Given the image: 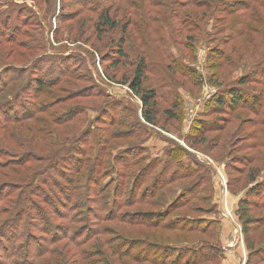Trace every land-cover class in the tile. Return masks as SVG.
<instances>
[{
	"label": "rangeland",
	"instance_id": "rangeland-1",
	"mask_svg": "<svg viewBox=\"0 0 264 264\" xmlns=\"http://www.w3.org/2000/svg\"><path fill=\"white\" fill-rule=\"evenodd\" d=\"M212 1L215 2L0 0V39L10 40L18 35V41L25 44L22 48L7 43L0 46V163H8L7 166L13 163L9 168L0 164V199H4L0 202L1 229L3 223L8 225L14 219L10 215L14 216L11 204L16 201L15 197L22 191H31L29 187L21 190L20 185L10 184L18 182L15 174L29 177V170L38 172L50 165L53 155L61 152L66 144L70 151L86 147L88 160L100 166L90 172L87 185L91 187L94 180L98 185L92 186L91 191H97L100 185L103 190L110 187L105 190L103 201L95 203L90 199L85 203L91 218L88 222H74L73 214L63 211L54 214L62 207L64 195L70 192L67 178L75 176L59 163L60 191L55 186L52 191L46 188L38 196L34 191L33 205L26 206L32 205L29 210L32 215H19V225L28 228V240L41 243L44 246L41 253L50 252L36 259L35 264H79L80 250L67 241H55L67 233L72 236L79 230L82 233L89 227L95 229L100 221L95 219L96 215L102 216V203L106 204V212L112 211L118 216L116 220L98 224L109 233L98 235L84 249L91 254V262L141 264L135 261L141 250L122 245L143 239L140 229L118 220L125 219L122 215L131 218L137 210L146 209L140 206L117 208V192L121 193L119 200H123L127 193L134 191L141 168L152 159H161L157 170L161 173L163 161L167 160L166 150L173 145L193 153L197 162L208 169L215 206L210 198H205L211 191H193L186 206L167 218L165 211L174 201L182 204L188 198L186 195L178 199L188 184L180 181L159 191L152 200V209L164 211L166 223L175 217L179 225L196 226L200 232L207 227L210 235L219 229H214L213 224L210 227L213 220H209L215 216L221 222L220 237L222 230L224 235H229L227 248L237 254L236 264H247L251 253L243 232V227L247 226L248 240L259 255L250 264H264V161L260 158L264 156V0ZM122 39L127 57L121 60L120 66L113 67L115 59L111 57ZM141 59L146 66L142 92L154 91L156 95L153 101L157 114L153 125L143 119L141 98L130 90ZM14 73L21 76L20 81L12 79ZM38 78L44 79L46 91H33ZM51 79L53 82H48ZM231 90L246 95L248 104L210 114L207 123L215 126L210 133L194 139L193 135L198 133L196 126L210 103ZM8 99L10 101L6 102ZM28 117L34 119L23 121ZM51 120L52 136L36 135L33 145L27 144L25 139L32 134L27 127L40 133L42 122ZM18 121L24 123L17 124ZM39 137L50 145L43 146ZM198 142L203 145L210 142L211 148L215 144L214 150L206 149L213 155L195 151L191 144ZM140 147L145 148L140 150ZM62 157L64 155H59L54 161L58 163ZM74 157L70 156L73 162ZM208 209L213 216L206 213ZM39 210L46 211L51 218L49 232L36 218ZM193 217L201 218L194 222ZM156 218L155 215L153 220ZM11 227L14 225L2 231L7 238ZM56 232L63 236L58 238ZM20 234L18 230L17 235ZM52 237L56 239L50 240ZM167 237L165 233L164 244ZM98 239L111 242L109 246L98 248L97 253L92 245ZM173 239L183 243L171 246L169 252L173 257L168 262H175L181 255L177 264L179 261L184 264L189 258V264L196 260L198 264H206L196 253H207L213 246L220 248L216 241L199 233L190 237L173 236L167 243L175 241ZM185 239H189L188 242ZM201 239L204 240L201 244L191 246ZM184 240L190 244H184ZM1 244L0 257L5 259L9 251L5 250V242ZM20 245L18 243L14 251L20 250ZM126 251L130 257L123 255ZM28 257L29 254L18 258L22 264H30ZM10 260L14 262L13 257Z\"/></svg>",
	"mask_w": 264,
	"mask_h": 264
},
{
	"label": "trees",
	"instance_id": "trees-1",
	"mask_svg": "<svg viewBox=\"0 0 264 264\" xmlns=\"http://www.w3.org/2000/svg\"><path fill=\"white\" fill-rule=\"evenodd\" d=\"M203 2H208L209 4L214 3L215 1L212 0H200ZM206 7V6H205ZM11 15V14H10ZM0 20H2V18L0 17ZM245 25V24H244ZM115 24L112 25L113 28H115ZM20 31L18 30V33ZM19 35H21V33H19ZM19 36H14L13 38H11L10 40L7 39L5 40V38H1L0 39V46H2L3 44L7 43L8 45H18L20 46V48L25 47V44L23 42H19L18 41ZM6 41V42H5ZM125 40L122 39L120 40L119 44H118V48L116 49V53H113V59H115V61L112 63L113 67H118L121 65V60L123 58L127 57V53L125 50ZM145 69L146 66L144 64V59L140 60V63L138 64V66L135 69L134 72V79L132 80V82H130V90L137 96H139L141 98L143 107H142V117L143 119L148 123V124H155V118H156V110L154 107V99L156 98L155 92L154 91H145L144 93L142 92L143 90V83L145 80ZM20 75L19 74H13L12 75V79L16 80L17 82L20 81ZM48 82H53V79H51ZM11 83H9L10 85ZM44 79L38 78L37 79V84L35 85L36 87H34L33 91H38L40 90V92H44L47 90L46 85H44ZM47 84V83H46ZM7 85V86H9ZM51 88V87H49ZM10 93V92H9ZM143 93V94H142ZM14 97V96H13ZM13 97H11V99H13ZM1 96H0V102H1ZM10 99L6 100V102H9ZM5 102V101H2ZM249 100L248 97L246 95H243L242 93L238 92L237 90H231L229 92H226V94L222 93L221 95H219L218 97H216L208 106V110L207 112H205L206 114H204V118L199 121V124H197L196 129H197V134L193 135L194 139H197L199 136L197 135H202V134H207L210 133L209 131L213 129V127L215 126L214 123H207L206 119L210 114L214 113L217 110H224L227 108H237V107H241L245 104H248ZM254 102V101H253ZM34 119V117H28L27 120H23L25 122H31ZM50 119V118H49ZM19 120V119H16ZM206 120V121H205ZM23 121H18L16 122L17 124H21L24 123ZM53 120H51V122H42V129L39 132L34 131L30 126L27 127V131L30 132L31 136H27L26 137V141L27 144H31L32 141L37 140V137L34 136H40V135H47L45 138H49L52 136V125H53ZM208 124V125H207ZM26 131V132H27ZM214 132V131H213ZM205 134V135H206ZM196 136V137H195ZM18 138V135L15 136ZM31 137H34L33 139ZM14 138V137H13ZM41 139V137H39ZM214 140V139H213ZM217 140V139H215ZM40 141H42L43 146H49L50 144H45L44 141L41 139ZM171 143V142H170ZM199 143V144H198ZM192 143V147L195 151L198 152H204L205 154H209V155H213L212 152L210 150H206L207 148L214 150L215 149V144H213V148L209 147V145L211 144L210 142L206 145H203V143ZM216 143V142H214ZM173 144V143H171ZM33 145V143H32ZM81 146H83V144H81ZM145 147H140V150H144ZM62 149V150H61ZM61 152H57L53 155V157L51 158L52 163L48 166H45L43 169H40L38 172L37 171H32L30 172L29 170V177H18L17 173L15 174L16 177L15 178H19L17 179L18 182H11V185H20L21 186V190L23 189H27V187H29L31 189V191H22L21 195H17L15 197V202L13 204H11L12 208H13V215H10V217H14L13 221L11 222L14 225V228L11 227L9 230L10 235L9 237H5L2 233V231H4L3 229H7L9 227V225H12L11 223H9L8 225L3 223L4 226H6L3 229H1L0 227V247H1V243L6 244L5 250L8 249L9 254L8 257L1 258L0 257V264H22L23 261L19 260L18 257L23 256V255H27L29 254L28 259H31V263L30 264H35L34 261L36 259L39 258H43L45 257L46 254H50L49 251H43L41 253V250L44 249L43 245H41V243H34L28 240L27 238V232H28V228L26 227H22L19 225V215L21 214V216H26L29 217V215H32L29 210L31 208V206L33 205V202L31 201V197L34 191L37 192V196L38 193L41 194L43 193V191H46V188H49L50 191H52L53 186H55L59 191L60 189L58 188V184H57V177H60L58 174L61 175V172L59 169V163L65 165L67 167L68 170H71L70 172L72 174H74L75 176H71L69 175V179L67 178V184L68 186V190L70 191L69 193H67V195H64L63 197V203H60L62 205V207H60V209H56L54 214H57L58 211H63L64 213H71L73 214V218H74V222L79 221V220H85L84 222H88L90 218V216L88 215V210L87 208H85V203L88 202V200L92 199L95 200L97 202H101V200L103 201L106 197V189L110 188H106V189H102V185H100V187L98 188L97 191H91L93 189L94 186H98L96 185L94 180L92 182V186L89 187V185H87V183L89 182V177L91 176V170L97 171V166L100 167L99 165L92 163L91 161L88 160V155L86 154L87 152V148L86 147H79L77 150L72 149V151H70L68 149V145H64L61 148ZM264 149V148H263ZM66 152V153H65ZM146 153V150L144 151ZM167 153V160L163 161V167H162V171L161 173H157L158 168H160L159 166L160 164V158H155L152 159L151 163L146 164L145 166H143L141 168V171L139 172L138 177H136L135 179V188L134 191H131V193H127V195H125L123 197V200H119V196L120 194L117 192V196H116V200H117V208H121L123 206L126 207H137L140 206V208L142 209H146L145 211L142 210H137L135 214L131 215L130 217L124 216L122 215V217H125V219H119L118 222L120 223H124V224H128L131 226H135L137 228H139V232L141 234V237H144L143 239H136L135 242H127V243H123L122 245L127 246V248L129 247H133L136 246L138 248V250H141V254H139V256L137 255L135 257V261L143 264V263H149V264H177V261L181 258V255H178L177 258L173 261L168 262V260H170L173 255L171 253H169L170 251H172L171 246H178V245H182L183 243L179 244L180 241L173 239L175 241L170 242L169 244L167 243L168 241L171 240V238L173 236H178V235H187L188 237H190L191 235L195 234V233H199L204 235L206 238L211 239L216 241V243L219 245L220 248L216 247H211L210 251L207 253H201V251H198L196 254L199 257V259L201 261L204 262L206 264H221L222 261L225 258V251L223 249V244L221 241V237H220V223L217 219H215V223L214 220H209L212 221L214 226V229L218 228V231L214 234H208V231H206L207 227H204L202 229V231H198V228L196 226H190L187 227L186 223H183L182 225H179L177 222L178 220H176V218L174 217V219H172V221L170 222H164L163 219V213L164 211H154L152 209V200L153 198L156 197V194L159 191H164L167 188L178 184L180 181H185L188 184L181 190L183 192H181V194L179 195L178 199H183L186 195H188V198L186 199V201H184L182 204H175L176 201H174L175 203H173L166 211V216L167 218H169L171 215H174V212L177 211V209H183L184 206H186L185 204L187 203V201H189V196H192L194 194L193 191H211V195L205 197V198H210L209 200H211V203L213 204V196H214V187L211 181V176H210V172L208 171V169H206L203 165H201L200 163L197 162L196 157L193 153H189V151H185V149L183 150L179 145H173L172 149H168L166 150ZM59 155H64L63 158L67 159L68 163L64 162L65 160H60L58 163H56L54 160L59 156ZM76 156L74 157V162L71 161L72 159H70V156ZM85 156V158L83 157ZM144 156V155H142ZM92 158V157H91ZM261 160L263 158L264 161V156L260 157ZM32 159V158H31ZM42 160V159H41ZM147 160V159H146ZM36 162H41V161H36ZM43 163V162H41ZM1 165L4 164L3 166H7L8 163H0ZM13 163H10L9 165H11ZM70 164V165H69ZM159 164V165H157ZM193 164L195 165V167L193 166ZM8 165V166H9ZM7 166V167H8ZM9 168V167H8ZM91 168V169H90ZM66 169V168H65ZM90 169V171H89ZM34 177V178H33ZM195 179H192V178ZM30 178H33V180L27 185V181L30 180ZM167 178V179H166ZM6 188H10V187H6ZM28 189V190H30ZM65 192V191H64ZM121 192V191H120ZM123 193V192H122ZM108 195V194H107ZM4 201L3 198L0 199V202L2 203ZM59 202H57V206L59 205ZM32 203V205L30 207H26L29 206ZM175 204V205H174ZM210 204V203H209ZM242 204V203H241ZM215 206V204H213ZM247 205V204H245ZM142 206V207H141ZM248 206V205H247ZM105 207L106 204L104 205V203H102L100 211L102 216L99 217L98 215H96L97 217L95 219L100 220L99 222H97L96 224V228L94 229L93 227H89L87 229V231H83L82 233H80V230L78 232H74L73 235L71 236L70 233H67L65 237H62V239H57L55 242H61V241H67L69 242V244H71V246H73V248L80 250V263L79 264H111L108 260L106 261H102L101 263H98V261H94L91 262V254H89L88 252L84 251L85 248H87V246L92 242L93 239L97 238V236H105L109 233V231H107V229H104L102 227H100V225H98L100 222H104V221H109V220H116L114 218H116L118 215L115 216V214L111 211V212H106L105 211ZM73 208H76L75 210H72ZM139 208V207H138ZM244 209V208H243ZM247 207L244 209L246 210ZM197 210H201V209H197ZM242 208L239 210L241 211ZM33 211L35 212L36 210L33 209ZM79 212H83L81 215H78ZM197 212V211H196ZM217 212V210H216ZM215 212V213H216ZM162 213V214H161ZM206 213L211 214V216H213L214 214L210 213V209H208L206 211ZM15 215H17L18 217H15ZM158 216V218H156V220H153L154 216ZM217 215V214H216ZM36 217L38 220H40L41 222H43L44 226L47 227V229H45L47 232H49V228L50 225L52 226L51 223V218H49L46 214V211H38ZM197 218H201V217H193V221L194 222H198ZM187 221V220H186ZM247 226L243 227V232L245 233L246 236V247L247 250L251 251V253L249 254V259L247 261V264H250L252 262V259L257 258L259 255L257 254L256 251H253V246L250 243V241L248 240V229L246 228ZM55 227L52 228V230H54ZM18 230H21V234L17 235ZM65 230V229H64ZM52 232V231H51ZM165 233L168 234V237L166 238V244H164V237H165ZM57 237L60 238V236L63 235H59L58 232H56ZM216 234V235H215ZM56 239V237H52L50 240ZM193 239V238H192ZM186 241L189 239H185ZM183 242H186V241ZM204 240H199L196 243H191V246L194 245H198L201 244ZM111 241H101L100 239L97 240V242L95 244H93V249L95 250L94 252H97L96 250L100 247L106 246L110 244ZM114 242V241H112ZM124 242V241H123ZM188 242V241H187ZM184 243V244H190V243ZM205 242H207L205 240ZM209 242V241H208ZM21 243L20 247L21 249L19 250V248L14 251L17 247V244ZM172 243H178V244H172ZM121 245V246H122ZM25 248H27V250L25 251ZM13 249V251L11 250ZM111 249V248H110ZM133 249V248H132ZM218 249V251H216ZM1 250V248H0ZM3 250V251H5ZM112 250V249H111ZM174 251V250H173ZM192 250H189V252H191ZM219 253V254H217ZM248 251V252H249ZM35 252V253H33ZM102 252V251H100ZM175 252V251H174ZM98 253V252H97ZM194 253V252H193ZM130 253L124 252V256L130 257L129 256ZM195 254V253H194ZM258 255V256H257ZM14 258V262L12 260H10V258ZM155 257H159L161 258L160 260H156L154 259ZM189 260L190 258L186 261V263L184 264H189ZM168 262V263H167ZM180 263V261H179ZM178 263V264H179ZM199 260H196L194 264H198ZM27 264V263H25Z\"/></svg>",
	"mask_w": 264,
	"mask_h": 264
},
{
	"label": "crops",
	"instance_id": "crops-1",
	"mask_svg": "<svg viewBox=\"0 0 264 264\" xmlns=\"http://www.w3.org/2000/svg\"><path fill=\"white\" fill-rule=\"evenodd\" d=\"M193 166L195 167L194 164H193ZM215 219H216V217L214 216L211 220H215ZM221 227H222V225H221ZM221 236H222L221 241H222V244H223V249L225 251V258H224V260L222 261L221 264H236V262H237V254L234 253V252L229 251V248H227V244L229 243V239H228L229 235H224V230H222V235ZM230 253H231V255H230Z\"/></svg>",
	"mask_w": 264,
	"mask_h": 264
}]
</instances>
